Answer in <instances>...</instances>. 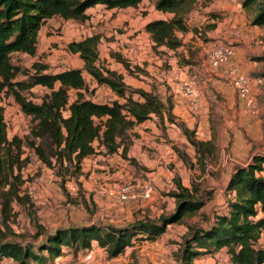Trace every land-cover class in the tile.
Masks as SVG:
<instances>
[{"label":"rangeland","instance_id":"rangeland-1","mask_svg":"<svg viewBox=\"0 0 264 264\" xmlns=\"http://www.w3.org/2000/svg\"><path fill=\"white\" fill-rule=\"evenodd\" d=\"M155 2L143 0L139 7L125 10L101 6L90 13L85 23L59 17L51 19L40 31L37 54L34 57L14 54L12 63L22 69H31L34 63L40 62L49 65L53 72L80 68L82 60L68 52L67 45L99 34L101 67L123 71L132 88L144 83L148 90L155 88L166 98L168 94L173 95V84L182 82L179 78L183 73L184 81H196L202 104L199 112H189L194 118L190 125L201 124L204 137L215 140V158L200 165L194 148L176 125L169 126V133L164 131L165 127L160 136L149 135L138 142L135 154H129L133 162L120 155L114 159L104 156L97 147L96 154L85 159L76 173L74 169H49L32 156L31 164L23 171L19 193L27 197L26 201L12 204L6 226L1 221L0 205L1 231L7 241L36 244L42 239L37 240L40 233L87 223L123 227L136 221H157L175 211L176 199L172 193L177 191V177L184 187H199V195L205 201L197 215L186 218L187 224L205 225L217 214L225 213L229 182L234 172L248 167L257 155L264 154V25L251 24L255 9H244L242 0L200 1L188 16L191 30L179 34L183 45L177 51L163 47L156 52L144 30L146 22L157 18ZM211 15L217 18L212 19ZM219 44L231 47L233 56L229 65L214 68L209 64L208 52ZM111 52L126 58L134 74L129 75L123 65L112 58ZM231 67L249 79L251 95L259 106L256 114L248 113L238 99L229 74ZM84 76L89 88L95 85L87 73ZM16 80L26 81L27 77L19 75ZM47 92L35 87L26 95L40 103ZM88 97L96 102L110 103L114 94L108 87L101 86ZM75 98L76 92L71 91L70 102ZM1 106L8 137L27 135L31 124L15 99L3 94ZM178 150L188 155L189 164L180 158ZM258 174L264 176V170ZM145 184L152 189L149 197L144 196ZM123 185L133 187L134 199L118 203L107 193H99L100 190L116 193ZM68 186L75 187V194ZM186 229V224L171 225L157 241L145 243V247L136 252L129 247L114 259L109 258L105 250L96 248L91 250V261H86L84 254L78 259L68 254L60 264H179L177 255ZM138 244L141 243L135 245ZM198 263L230 264V260L222 255ZM1 264L15 263L5 260Z\"/></svg>","mask_w":264,"mask_h":264},{"label":"trees","instance_id":"trees-1","mask_svg":"<svg viewBox=\"0 0 264 264\" xmlns=\"http://www.w3.org/2000/svg\"><path fill=\"white\" fill-rule=\"evenodd\" d=\"M200 1L215 0H156L158 12L172 15L168 19L148 22L144 30L149 35L153 50L160 48L177 51L182 45L180 33L191 29L188 16ZM143 0H0V205L2 224L7 225L14 202L26 201L20 196L23 171L34 156L49 169L76 173L83 161L96 154L97 147L104 156L120 155L125 160L132 146L134 129L154 117L162 126L165 121L176 125L194 148L198 163L203 165L216 156L215 140H199L196 129L178 122L174 115L172 96L164 98L155 88L146 91L126 85L124 76L108 67H101L98 47L101 35L94 34L80 41H72L67 51L78 55L82 68L53 72L40 62L31 69H22L12 63L14 54H37L39 34L51 19L85 23L88 10L98 5L109 10L137 8ZM244 9L254 8L253 26L264 25V0H242ZM213 18L214 15H212ZM214 28V26L212 27ZM112 58L123 65L129 75L132 66L122 55L111 52ZM84 73L97 84L106 86L118 97L110 103L95 102L96 88H89ZM25 75L26 81H17ZM35 87L48 92L40 103L30 100L26 93ZM76 98L70 102V92ZM12 96L22 113L30 121L29 133L23 137H8V129L1 106L2 95ZM137 97V98H136ZM68 113V116H65ZM97 144V146H95ZM180 158L190 163L185 152ZM264 154L244 168H238L229 182L225 213L217 214L205 225H188L186 218L197 215L205 206L199 187H184L175 179L177 191L175 211L157 221H136L123 227L87 223L81 226L58 228L40 233L36 244L7 241L0 225V264L12 260L15 264H55L68 254L76 259L90 252L93 244L104 249L111 259L125 253L137 242H155L170 225L186 224L188 232L178 251L179 264H195L206 255L225 250L231 264H264Z\"/></svg>","mask_w":264,"mask_h":264},{"label":"built area","instance_id":"built-area-1","mask_svg":"<svg viewBox=\"0 0 264 264\" xmlns=\"http://www.w3.org/2000/svg\"><path fill=\"white\" fill-rule=\"evenodd\" d=\"M233 56V50L231 47L225 44H219L210 49L208 52V61L210 66L214 68H219L223 65H229V61ZM230 78L232 80L233 88L238 96V99L243 102L244 109L251 114H256L259 110L258 103L251 95V83L247 77L241 75L237 72V69L231 67L229 70ZM179 93L184 97L189 99L190 105L194 110H200L202 104L198 99L197 83L194 79H189L183 81L179 88ZM40 181L43 179L40 178ZM69 191L75 194L76 189L74 186H68ZM144 196L149 197L151 195L152 189L149 184L143 186ZM100 195H105L107 193L109 196L116 199L118 203H124L128 200L135 198V193L131 185H123L116 193L107 192L105 190H100ZM93 258V251L87 252L85 255L86 261H91ZM59 264V262L57 263Z\"/></svg>","mask_w":264,"mask_h":264},{"label":"crops","instance_id":"crops-1","mask_svg":"<svg viewBox=\"0 0 264 264\" xmlns=\"http://www.w3.org/2000/svg\"><path fill=\"white\" fill-rule=\"evenodd\" d=\"M99 7H101V5H98L95 8H92V9L88 10V15L90 16V13L91 12H94V11L99 10ZM170 17H171V15H169V14H164V13L158 12L157 13V18H155V19H168ZM211 18L213 19L212 15H211ZM155 19H151L150 21L155 20ZM150 21H148V22H150ZM148 22H146L145 25ZM80 68H82V67H80ZM119 73L124 76V81H125L126 85H128L127 82H126V77H125L126 75L124 74V72L123 71H120ZM184 76L185 75L182 73L181 76H180V78H179L182 82L184 81V79H183ZM180 84H173V87H174L173 88V95L172 94H168V96H172L173 97V101L175 103L174 115L176 116L177 121L180 120L181 122L185 123L190 129H196V136H199V137H197L199 140H202V141H209V140H211L210 137H204L201 124H199V123H197L196 125L193 124V127H192V125H190L191 122H194V118L191 117V115H190L189 112L190 111H192V112H199V110H194L191 107V105H190L189 99H187L186 97H184L182 94L179 93L178 88H179ZM92 88H97V84H95L94 86H92ZM134 88H142V89H144L146 91H150L151 90V89L148 90L147 89V85L144 84V83H138V85L136 87H134ZM116 99H118V97L114 94V99L113 100H116ZM98 103H100V102H98ZM169 126L172 127L174 125L173 124H170L169 125V124L165 123L164 126H161L159 124L158 119L154 117L152 120H148L145 123H143V124L139 125L138 127H136L134 129L133 133H134V135L137 134V137H135V136L133 137V146H132L129 154L134 155L135 154L134 153V149L138 146L137 143L140 142V141H142V140H144V139H146L147 136L152 135L153 137L156 138V137L160 136V134H162L164 131H166L167 133H169V129H168ZM165 127H166V129H164ZM163 129H164V131H162ZM96 151H97V149H96ZM129 154H128V156L130 157ZM107 157H109V156H107ZM109 158H111V157H109ZM114 158H117V156L116 155L113 156L112 159H114ZM226 206H227V204H226ZM212 220H213V218H212ZM187 232H188V229H186V232H185L184 235H186ZM145 243H148V242H144V243H141L140 245L138 244V245H135L133 247H130V250L136 252V250L139 249V248H142L143 249L145 247ZM263 243H264V236L260 240V244H263ZM96 248L99 249V247H97L96 244H93L91 250L94 251V249H96ZM222 255L223 256L226 255L225 250H222L221 252H218V253H216L214 255H206V256L202 257L201 259L196 260L195 261V264H199L198 263L199 261H204V260H206L208 258H211V257L218 258V257H220ZM64 257H66V256H64ZM64 257H60V258L56 259L55 260V264H57L58 262L60 264V260H62ZM213 262H215V261L213 260ZM208 264H212V263H208ZM230 264H231V262H230Z\"/></svg>","mask_w":264,"mask_h":264}]
</instances>
